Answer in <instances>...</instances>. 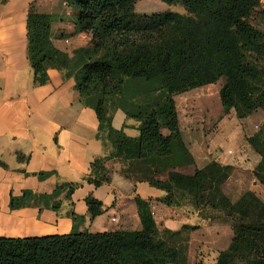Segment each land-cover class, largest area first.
I'll list each match as a JSON object with an SVG mask.
<instances>
[{"label":"trees","instance_id":"trees-1","mask_svg":"<svg viewBox=\"0 0 264 264\" xmlns=\"http://www.w3.org/2000/svg\"><path fill=\"white\" fill-rule=\"evenodd\" d=\"M65 1L77 11L78 28L93 34L97 46L89 48L90 55L112 43L108 54L91 57L74 71L81 96L96 109L98 137L112 145L108 154L92 161L87 179L96 185L108 182L113 172L108 159L128 162L131 172L124 169L123 174L165 190L160 197L165 204H179L180 196H187L196 207L203 204L232 217L233 238L216 264H264V201L252 190L235 201L226 194L223 184L234 166L211 159L194 172L177 168L194 163L195 157L183 138L175 99L176 94L223 77L219 93L225 112L234 108L244 117L257 108L264 110V45L252 37L257 28L249 21L261 0H164L181 3L188 13H141L135 10L136 0ZM53 19L52 13L33 5L28 12V57L36 82L47 81L50 66L62 71L70 67L68 53L51 40ZM255 75L263 85L256 92L245 91L243 84ZM116 108L140 120L139 135L114 127ZM255 173L264 183V158ZM77 186L78 182L64 181L51 192L26 189L11 196V206L42 204L57 209ZM86 201L91 217L103 211L97 197L90 194ZM153 226L0 235V264L179 262L181 248Z\"/></svg>","mask_w":264,"mask_h":264},{"label":"crops","instance_id":"crops-1","mask_svg":"<svg viewBox=\"0 0 264 264\" xmlns=\"http://www.w3.org/2000/svg\"><path fill=\"white\" fill-rule=\"evenodd\" d=\"M33 1L0 0V235L140 229L153 225L154 220L157 223L168 206L160 199L165 190L146 180L134 181L117 170L110 181L100 185L87 179L92 161L112 149L98 137L96 109L81 96L74 77L76 50L93 41V34L79 29L75 21L54 18L51 40L68 53L70 67L66 74L50 66L47 81L36 82L28 57L27 20ZM61 28L68 33H62ZM190 90L181 93L192 101L196 92ZM112 123L128 135H139L140 120L129 117L122 108L114 110ZM182 134L198 167L211 159L233 162V155L220 144L221 135L214 137L218 140L215 145L204 146L194 129L188 130L187 136ZM41 171L50 173L40 177ZM64 181L78 182V186L71 198L63 197L57 209L42 204L11 206L12 195H22L26 189L51 192ZM90 194L103 203V211L95 217H91L86 201Z\"/></svg>","mask_w":264,"mask_h":264},{"label":"rangeland","instance_id":"rangeland-1","mask_svg":"<svg viewBox=\"0 0 264 264\" xmlns=\"http://www.w3.org/2000/svg\"><path fill=\"white\" fill-rule=\"evenodd\" d=\"M33 6L52 13L56 20L77 21V11L65 0H34ZM135 10L141 13L164 10L188 13L181 3H169L164 0H136ZM55 19L53 21H56ZM249 21L257 28L252 37L264 45V0H261V4L251 12ZM60 30L62 33H68L65 28ZM94 45L96 44L91 41L87 45V50L85 46L78 47L76 69L91 57L108 54L112 43L110 46L104 44L100 52L95 54L93 51L94 55H90L89 48L92 49ZM224 80L221 77L216 82L192 88L189 93L196 92L192 104H189L192 101L186 97L187 94L176 95L182 113L179 112L182 120L181 122L179 117L180 127L185 136L188 130L194 129L204 146L215 145L218 143L215 139L216 134L221 135L223 138L219 139L220 144L233 155L231 164L234 166L233 177L223 184L224 191L235 201L247 190H252L264 201V183L255 173L257 164L264 158V110L257 108L244 116L246 118L238 116L234 108L225 112L219 93ZM262 85L261 78L255 75L245 81L243 89L256 92ZM189 109L193 112L190 123L187 118ZM163 130L168 132L167 128ZM136 133L139 134V130ZM107 165L113 171L123 173L124 169H128V173L131 172L129 163L123 160L110 158ZM177 168L185 172H194L196 168L201 167L196 165L195 160L192 164ZM133 176L131 174L132 178ZM171 207H174L173 210H170ZM153 224V229L161 232L181 248L180 261L165 264H216L220 252L229 246L234 235L232 217L221 209L203 204L196 207L187 196H180L179 204L168 205L163 214L157 217V223L154 220ZM261 255L264 257V251Z\"/></svg>","mask_w":264,"mask_h":264},{"label":"built area","instance_id":"built-area-1","mask_svg":"<svg viewBox=\"0 0 264 264\" xmlns=\"http://www.w3.org/2000/svg\"><path fill=\"white\" fill-rule=\"evenodd\" d=\"M68 41V39H66ZM152 213H154V211L152 210Z\"/></svg>","mask_w":264,"mask_h":264}]
</instances>
